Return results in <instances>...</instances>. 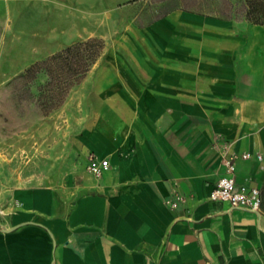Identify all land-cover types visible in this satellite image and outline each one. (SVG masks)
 Masks as SVG:
<instances>
[{
    "label": "crops",
    "instance_id": "obj_1",
    "mask_svg": "<svg viewBox=\"0 0 264 264\" xmlns=\"http://www.w3.org/2000/svg\"><path fill=\"white\" fill-rule=\"evenodd\" d=\"M160 7L112 54L105 122L73 130L83 163H110L90 190L67 202L0 173V264H264V25L245 0ZM225 147L253 154L236 181L258 186V211L209 198Z\"/></svg>",
    "mask_w": 264,
    "mask_h": 264
},
{
    "label": "rangeland",
    "instance_id": "obj_2",
    "mask_svg": "<svg viewBox=\"0 0 264 264\" xmlns=\"http://www.w3.org/2000/svg\"><path fill=\"white\" fill-rule=\"evenodd\" d=\"M217 1V0H213ZM170 0H0V173L28 178L32 184L53 187L59 198L72 202L90 190L95 176L86 169L73 130L96 128L104 123L101 88L112 54L127 36L162 14ZM210 12L217 8L204 7ZM113 21L105 33L102 19ZM88 37L103 40L99 55L63 102L46 115L22 94L21 80L13 78L31 63ZM49 47V50L40 48ZM34 49V51H32ZM38 51H53L38 54ZM34 52L33 54H31ZM46 75L33 82L43 83ZM16 85V86H15ZM51 115L49 120L46 116Z\"/></svg>",
    "mask_w": 264,
    "mask_h": 264
},
{
    "label": "trees",
    "instance_id": "obj_3",
    "mask_svg": "<svg viewBox=\"0 0 264 264\" xmlns=\"http://www.w3.org/2000/svg\"><path fill=\"white\" fill-rule=\"evenodd\" d=\"M245 1L247 19L254 24L264 25V0ZM102 45V39L88 37L31 63L13 78L22 81L18 86L19 96L24 94L29 104L41 109L46 115L63 102L75 83L80 82L95 62ZM42 74L47 79L43 83L38 82L34 91L33 82Z\"/></svg>",
    "mask_w": 264,
    "mask_h": 264
},
{
    "label": "built area",
    "instance_id": "obj_4",
    "mask_svg": "<svg viewBox=\"0 0 264 264\" xmlns=\"http://www.w3.org/2000/svg\"><path fill=\"white\" fill-rule=\"evenodd\" d=\"M253 154L249 151L237 154L230 152L225 147L221 154V162L224 167L223 173L218 177L212 188L209 198L212 201L228 202L232 207L244 208L258 211L261 205V196L258 186L251 184L249 179L241 183L236 181V159L241 157L249 159ZM257 160L262 159V155L255 154ZM84 165L88 172L95 177H101L110 167L109 160L99 157L94 152H89L84 160Z\"/></svg>",
    "mask_w": 264,
    "mask_h": 264
}]
</instances>
